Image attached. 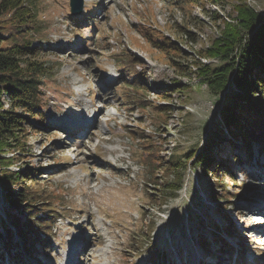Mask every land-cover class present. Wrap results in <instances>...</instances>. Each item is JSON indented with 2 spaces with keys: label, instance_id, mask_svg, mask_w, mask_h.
I'll use <instances>...</instances> for the list:
<instances>
[{
  "label": "rangeland",
  "instance_id": "rangeland-1",
  "mask_svg": "<svg viewBox=\"0 0 264 264\" xmlns=\"http://www.w3.org/2000/svg\"><path fill=\"white\" fill-rule=\"evenodd\" d=\"M36 1L35 22L13 28L48 68L41 78L42 106L30 113L20 135L24 149L7 154L16 157L10 170L21 172L12 189L27 194L28 202L23 210L7 205L0 187V211L6 213L0 220L20 248L6 250L1 235L0 264L13 255L31 264H66L76 243L90 247L87 256H76L81 264H246L253 254L261 256L251 237L264 235L251 216L264 215V207L262 213L251 210L264 199V149L253 140L249 157L245 135L229 137L228 131L214 144L220 165L206 173L203 166L189 167L186 157L195 148L210 154L207 137L220 125L224 97L233 91L230 85L212 93L194 63H219L198 50L223 25L212 14L220 4L84 0L83 13L73 15L70 0ZM220 1L233 17L244 2L264 16V0ZM143 56L158 67L142 71ZM149 75L163 94L168 87L162 80L175 81L171 98L148 100L149 87L154 89ZM255 90V98L264 97L259 85ZM239 112L240 123L255 129V113L248 107ZM93 116L95 124L86 126ZM181 174L175 198L172 188ZM29 205L30 213H23ZM12 214L30 222L26 231H36L30 249L7 222Z\"/></svg>",
  "mask_w": 264,
  "mask_h": 264
},
{
  "label": "trees",
  "instance_id": "trees-1",
  "mask_svg": "<svg viewBox=\"0 0 264 264\" xmlns=\"http://www.w3.org/2000/svg\"><path fill=\"white\" fill-rule=\"evenodd\" d=\"M190 1L192 3L190 6L199 2V0ZM206 2L220 4V10H215L212 14L216 20L219 18L223 25H217L220 36L214 37L211 44L204 50L198 51L201 56L214 57L219 63L215 64L216 61L203 63L198 58V61L195 60L194 63L197 65L198 73L204 81L208 82L210 91L215 95L221 94L230 85L233 88V91L224 97L220 125L207 137V142L210 137L212 139V142L207 145L210 154H204L202 149L197 150V148L186 154L187 162L191 163V166H203L207 173L208 169L218 164L214 144L220 140V137L224 139L228 131L232 135H245L243 143L249 157H252L254 153L253 140L257 141L259 151L264 149V112L260 111L264 108V97L258 99L254 96L258 85L264 93V17L258 9L247 2L239 8L235 7L237 14L234 17L227 14L222 3H219L220 0H206ZM204 9L210 10V8L202 7V10ZM37 12L36 0H0V187L6 197L7 205L20 208V210H23L21 206L28 202L27 194L18 193L15 189L13 191L10 182L18 179L21 172L14 173L10 170L9 167L15 163L16 157L14 154L11 156L7 154L14 147L24 149L20 135L26 134L24 123L29 120L30 113H37L42 106L41 78L47 72L48 65L37 57L40 54L39 51L27 47L31 41L20 39L13 27L24 28V24L32 25L37 19ZM4 13L7 14L5 18ZM29 17L33 19L32 23H28ZM148 27L154 29L153 25H148ZM179 34H182V30ZM164 98L169 99L171 95H165ZM244 107H248L249 114L250 112L255 113L256 117L252 119L254 123L250 121L256 126H254L255 129L240 123L239 109ZM181 161L182 159L179 158L176 163ZM181 171L183 168L179 172ZM182 187L183 176L174 181L172 188L174 197L179 195L178 191ZM31 210L29 205L23 213H30ZM4 215H6L5 211L4 213L0 211V217L3 218ZM12 220L17 229L16 234L20 235L23 243L30 249L31 244L37 242L34 237L36 231L34 230L33 233L26 231V228L30 229V222L21 221L16 214H12ZM0 223L5 228L0 229V236L2 235L7 242L5 248L8 251L20 249L18 242L16 245L13 243L12 229L3 219ZM204 243L207 242L204 241Z\"/></svg>",
  "mask_w": 264,
  "mask_h": 264
},
{
  "label": "bare ground",
  "instance_id": "bare-ground-1",
  "mask_svg": "<svg viewBox=\"0 0 264 264\" xmlns=\"http://www.w3.org/2000/svg\"><path fill=\"white\" fill-rule=\"evenodd\" d=\"M204 12V11H203ZM118 75V74H117ZM105 104H107L106 102H104ZM184 106H186V107H188V105L187 104H184ZM192 109V108H191ZM191 113V112H190ZM102 113H100V114H98V117H97V120L96 121H99V119H100V115H101ZM168 117V116H167ZM94 119V116L91 118V121H86L87 123L85 124L86 126H90L91 124H95V122L96 121H94L93 120ZM79 124H82V123H79ZM78 125V124H77ZM181 125V124H180ZM68 126H66V128H67ZM76 128H79V125L78 126H76ZM85 128H87V127H85ZM68 129H71V126H69L68 128H67V130ZM83 129V128H82ZM70 131V130H69ZM147 131H148V129H147ZM152 130L150 129V132H151ZM156 133V132H155ZM150 134V133H149ZM149 137H151V136H149ZM155 140V139H154ZM157 142V141H156ZM252 205L254 206V208L256 209V210H258V211H254V210H251L252 212H254V213H262L261 211H260V209L262 208V207H264V200L263 199H260V200H257V201H255V202H253L252 203ZM248 210V209H247ZM254 216H251L252 217V219H251V222H253V223H255L254 224V227L255 228H257V227H261V229L259 230V231H257V233H261V234H263L264 235V219H262V218H264V215L263 214H260V215H257V214H253ZM259 216H261V217H259ZM236 218V217H235ZM238 228V227H237ZM253 238V237H252ZM261 239H263L262 237H261ZM77 245H75V249H73L72 250V252L66 257V260H65V262H66V264H74V263H78V264H81L77 259H76V256H78V253L79 252H82L85 256H87V253L89 252V250H90V247H89V245H83L82 244V246H81V249H79L78 247L81 245H79L78 243H76ZM79 245V246H78ZM25 260H27V259H25L24 257H20L19 259H17V258H13V259H5V260H3L2 261V263H4V264H31V263H29V261L27 262V261H25ZM80 260V259H79ZM204 262V261H203ZM264 262V258H262L260 261L259 260H256L255 258L254 259H250V258H248L247 260H246V264H258V263H263ZM166 263H169V264H172V263H170L169 261H166ZM182 264V263H181ZM225 264H240V262H238V261H233V262H229V263H227V262H225Z\"/></svg>",
  "mask_w": 264,
  "mask_h": 264
},
{
  "label": "water",
  "instance_id": "water-1",
  "mask_svg": "<svg viewBox=\"0 0 264 264\" xmlns=\"http://www.w3.org/2000/svg\"><path fill=\"white\" fill-rule=\"evenodd\" d=\"M70 4H71L72 14L77 15V14H80V13L83 12V10H84V0H70ZM259 12L263 16V14H262V12L260 10H259ZM219 34H220V31L217 34V36H220ZM225 91H226V89H225Z\"/></svg>",
  "mask_w": 264,
  "mask_h": 264
}]
</instances>
